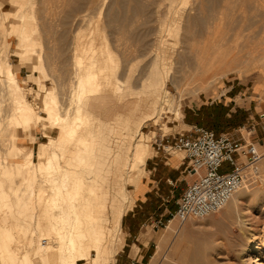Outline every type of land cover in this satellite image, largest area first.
I'll return each mask as SVG.
<instances>
[{"label": "bare ground", "instance_id": "obj_1", "mask_svg": "<svg viewBox=\"0 0 264 264\" xmlns=\"http://www.w3.org/2000/svg\"><path fill=\"white\" fill-rule=\"evenodd\" d=\"M171 2L175 3L174 0ZM11 3L17 8L16 13L9 8ZM198 5L193 6L192 9L202 8L200 11L205 9L204 2ZM191 11L183 12L174 27L169 23L164 30L180 35L183 49L178 50L176 59L184 63L194 60L193 58L198 61L197 63L195 60L192 61L193 65L198 63L200 65L197 67L194 65L196 68L194 67L193 70L191 66L188 68L185 64L182 69L187 72L191 68L195 73L194 76L201 79V86L196 84V87L191 88L194 91L197 88L198 92H201L208 90L215 80L211 78L207 80L211 76H208L209 72L212 73L213 78H219L233 70L232 65L236 55L232 51H227L228 49L219 42L218 24L214 16L204 13L206 16L203 20H199L197 14L192 15ZM200 11L199 13H202ZM14 15L20 16L22 21L13 19L12 26L9 28L6 26V20ZM0 17V32L15 34L19 38L20 43L14 48L13 54L19 56L21 61L32 59L35 55L39 56V62L34 65V68L41 72L44 78L48 77L50 74L45 63V55L40 49L43 40L37 35L35 0H0ZM99 21H101L100 16L95 21L90 20L88 37L83 36L85 32L76 35L72 51L73 69H71L76 75L70 84L72 87L74 82L73 88L68 87L71 89V94L70 96L69 93L67 94L70 99L67 97L69 103L66 102L65 107H62L64 99L60 98L59 88L57 86L49 88L39 77V88L44 92L45 113L39 112L27 97L26 86L20 82V74L14 68L12 57L7 53L8 48L4 47L5 52L2 50L4 53H0V76L5 74L1 78L4 87L0 84L5 88L4 91L0 90V264H108L114 260L119 246L124 241L122 220L128 208H132L135 203V197L128 190L127 185L139 180L140 176L146 173V163L153 153V145L143 127L132 130L117 123L114 125L127 134L124 137H122L123 134L115 137L119 147L116 150L117 154L111 159L113 149L102 139V127L107 120L92 111L88 103L92 95L101 93H113L120 101L131 97H152V94H155L152 98L154 110L145 116L143 126L150 119L160 121L174 104L171 90L167 87L172 71L170 66L160 67L161 55L158 51V55L152 62L155 68L152 70L153 75H142L144 77L140 79L139 85L134 84V81L131 83L127 73L129 66L124 72L125 62L122 64L120 58H123L118 57L119 54H116L114 45L109 44V37L102 31ZM0 37L3 39V35ZM159 38H161L160 43L165 41L163 35ZM254 41L249 42L251 51L255 49ZM1 43L3 45L4 42ZM187 63L191 65V62ZM180 71L177 70V73L180 74ZM185 82L188 83V81ZM194 82L191 84L195 85L196 82ZM181 85L183 86L182 83ZM136 87H140L142 91L139 89L136 91ZM179 92H181L180 98L187 94V91ZM5 94L10 96L12 101L7 120L3 117ZM181 114V110L176 109V118H180ZM39 124L45 127H57L58 132L56 135L49 134V139L41 141L39 149L35 150L32 145L36 140L33 129ZM182 124L188 126L183 122ZM7 126L12 128L11 134L15 141L20 138L19 128L26 132L24 144L17 145L16 153L19 159L14 161H10L2 150L3 143L7 139L4 136ZM172 127L164 123L166 132ZM129 138L132 141L129 142ZM35 154L38 156L37 160ZM110 161L117 164L122 175L121 183L104 194V201L108 199L113 201L111 214L107 215L102 213L103 205L97 201L98 191L88 180L93 177L97 165ZM125 169H127L126 173ZM12 174L20 178H11ZM243 185L244 183L226 205L217 211L232 210L234 204L238 209L242 201L240 193L244 191L243 188L245 189ZM227 214L234 222L237 221V232L242 236L247 235L252 226L234 213L230 214L228 211ZM260 244L259 236L246 241L238 253L239 264L251 258L256 264H264V258L259 253ZM163 256H165V249L159 247L152 258V264L157 263Z\"/></svg>", "mask_w": 264, "mask_h": 264}, {"label": "rangeland", "instance_id": "obj_2", "mask_svg": "<svg viewBox=\"0 0 264 264\" xmlns=\"http://www.w3.org/2000/svg\"><path fill=\"white\" fill-rule=\"evenodd\" d=\"M169 1L35 0L38 22L37 35L43 40L40 49L44 52L45 63L48 66L49 73H51L48 77H43L45 80L42 77L32 76L25 80L26 83L21 79L20 82L26 86L27 97L39 112L45 113L43 104L44 92L39 88L40 80L46 82L49 88L55 86L59 88L61 92L60 98L64 99L62 107H65L70 99L67 94L69 93L68 95L70 96L74 82L71 85L72 87H70V84L74 81L72 79L76 75L71 70L73 69L72 51L76 35H81L85 32L86 34L83 33V36L88 37L87 32H89L90 20L95 21L98 16L101 17L99 22H101L102 31L109 37V44L111 46L114 45L115 47L113 46V48L116 54H119L118 57L121 56L123 58H120L122 64L125 62L123 64L124 72L129 66L127 73L131 83L134 81V84L139 85L140 79L144 77L142 75H153L152 70H155V68L152 62L159 51V55L162 57L159 58L160 67H171L172 75L167 81V87L171 90L174 104L170 110H167L160 121L150 119L143 126L146 135L150 137V143L153 145V153L147 160L146 173L140 176L141 179L130 182L127 185L128 190L135 197V203L132 208H128L122 220V235L125 238V243L119 246L114 260L108 264H152V258L159 247L165 249V256L161 257L155 264H239L238 253L242 248L241 246L256 236L261 238L259 253L264 258V156L258 167L248 171L246 174L243 185L245 189L243 188L244 191L240 193V199L243 203L240 201V206L237 204L239 206L238 209H236V204H234L233 208L231 207L232 210L222 209V211L214 212L207 217H189L184 221L172 218L167 227L158 226L155 223V220L163 215L160 214L162 211L167 213L164 216H170V212L177 206L178 198L185 190L183 184L186 183L188 185L189 182L194 181L198 177V174L188 168V159L185 157L186 151L184 149L175 147L165 149L163 144L167 143V137H172L181 131L191 129L193 127L191 124L200 116L197 113L199 108L200 110L201 108L214 110V114L205 113L202 125L214 128L219 132L231 133L235 137L255 140L264 153V132L259 126L261 115L264 116V0H203L204 8L206 10L209 9L208 11L203 9L205 12L200 11L202 8L192 9L198 3L199 5L203 4L202 0H174V4L172 3L173 1ZM11 4H9V8L16 13L17 8ZM188 10H192V15L197 14L196 16L199 20H203L207 13L214 16L218 24L217 35L219 42L228 49L227 51H232L236 55L233 62L235 66L232 65L233 70L219 78H213L212 73L209 72L208 76H211L207 80H215L211 83L208 90L201 92H198L197 88L195 89L196 91L191 89L196 87V84L201 86V79L194 76V71L192 72L193 68L199 65L198 63L194 64V66L192 61L194 62L195 60L196 63L198 61L193 58L194 60L187 61L191 62V65H188L190 63H184L176 59V55L179 53L178 50L183 49L180 35L164 30L165 27L169 26V23L174 27L178 23L181 14ZM199 11L202 13H199ZM18 17L20 16H11L10 19L6 20V26L11 28L13 19L22 21L21 17ZM160 33L165 38V41L161 43ZM0 34V36L3 35V39L0 37V42H4L3 45L2 43L0 44V47L2 46L0 53L8 48L7 53L10 54L12 60L19 62L20 57L13 55V50L18 45L19 38L17 35L8 32L6 34L0 32ZM252 41H254L255 48L252 49V51L254 50L253 52L249 46V42L251 43ZM145 42L146 45L150 43L147 45L148 48ZM149 49L151 50L149 51ZM139 54L140 56H138ZM172 55H174L173 58ZM172 63L173 65H171ZM184 64L188 68L191 66L192 70L190 68L189 71L185 72L182 69ZM179 65H182L180 66L181 68ZM177 70L178 72L181 70L180 74L177 73ZM29 72H31V68L28 65L22 66L19 71L20 77ZM36 74L40 75V72H36ZM1 76L0 84H3L2 86L4 87V82L2 83L3 79L1 78L5 74ZM187 78L190 79L187 80ZM184 80L188 81V83ZM189 80H191L190 83ZM194 81L197 82L195 83ZM193 82L195 85L191 84ZM185 83L187 84L185 85ZM3 87L0 90L4 91L5 88ZM68 87L71 89H68ZM182 87L184 88L182 89ZM137 89L142 91L140 87H136L135 90L138 91ZM184 89L186 90L184 91ZM228 89L230 90L228 91ZM181 90L183 92L187 91L183 98H180L181 92L179 91ZM190 90L192 91L190 92ZM223 93L227 101L231 97L235 99L232 100L233 103L237 102L239 105L235 108L236 110L230 111L233 104L223 105L221 101L219 104L216 102L210 103L213 98L221 97ZM5 96L3 117L6 119L12 108V101L10 96L8 97L7 95V98ZM154 97L155 94H152V98ZM177 98L179 99L177 100ZM176 109L181 110L180 118H176ZM228 111H230V115L227 114ZM247 117L249 119H245ZM182 122L188 126L183 125ZM164 123L173 126L172 129L166 132ZM113 124L117 125L116 123ZM56 128L54 126L45 127L43 124L35 127L33 129L36 135L35 148L39 147L40 141L48 140L49 134L56 135L58 132V128ZM111 129L114 130V132L109 133V141L113 148L111 159H113L119 147L115 137L122 134V137H124L127 133L117 127ZM22 130V128H19L20 138L25 140L26 132ZM106 130L107 132L110 131L109 129ZM11 133L12 128L10 129L7 126L4 131L5 139H7L3 143L2 150L10 161H14L19 159V155L16 153L19 138L15 141ZM128 141L130 142L132 139L129 138ZM168 156L173 160L176 159L175 163L186 161L187 169L180 173V169L174 168L173 165L167 164L165 166L166 162L162 158L166 159L165 157ZM35 159L37 160L38 156H35ZM155 166L156 169L150 172L148 168L152 169ZM126 171L127 169L124 172L126 173ZM146 176L148 179L151 177L150 179H153L151 183L155 182V185L149 199L141 200L138 197V191L141 181ZM171 176L174 179L179 176L180 179L176 186L168 183L167 178ZM17 177V175H11V178ZM22 186L24 185L22 184ZM97 201L103 205L102 213L110 215L113 201L111 199L106 201L97 199ZM228 211L239 218H244L245 223L252 226L247 235L242 236V234L237 232L238 223L230 219L227 214ZM109 223L110 225L112 224L111 216ZM142 228L143 235H146L149 231L155 235L153 242L145 249L142 248L145 245L142 237L140 238L139 236ZM145 243H149V240H146ZM93 255L95 256V252H93ZM245 260H243V264H256L252 258Z\"/></svg>", "mask_w": 264, "mask_h": 264}, {"label": "built area", "instance_id": "obj_3", "mask_svg": "<svg viewBox=\"0 0 264 264\" xmlns=\"http://www.w3.org/2000/svg\"><path fill=\"white\" fill-rule=\"evenodd\" d=\"M259 126L264 132L262 115ZM166 142L165 149L186 151L188 168L198 177L187 185L170 216L155 220L158 226L167 227L172 218L184 221L189 217H207L224 207L245 182L248 171L256 169L264 156L255 140L216 133L203 126L169 136Z\"/></svg>", "mask_w": 264, "mask_h": 264}, {"label": "crops", "instance_id": "obj_4", "mask_svg": "<svg viewBox=\"0 0 264 264\" xmlns=\"http://www.w3.org/2000/svg\"><path fill=\"white\" fill-rule=\"evenodd\" d=\"M19 43L20 42L18 40V44ZM13 55H15V54H13ZM15 56H17V55H15ZM17 57H19V56H17ZM38 59H39V56L35 55V56H33L32 59H29L26 61H21V58H19V62L13 61L14 68L18 72L21 70V67L24 65H28L31 68V72L20 77V79L23 82L26 83L25 80H27L28 78H31L32 76L43 78L42 73L40 72V75L36 74V72H39V71L35 70V68H34V65L39 62ZM47 86H48V84H47ZM229 90L230 89H228V91ZM224 96L225 95L223 93L221 95V97L213 98V100L210 101V103L216 102L217 104H219V102L221 101L223 103V105L233 104V107L230 109V111L236 110L235 108H237V106H239V105L237 102L233 103L232 100H235V99L233 97H231L230 100L227 101L226 100L227 98H225ZM88 106L92 111L98 113L105 120H107L104 122L103 127H102V132H103L102 139L105 141V143H107L108 145L111 146V143L109 141L110 140L109 133L114 132V130H112L111 128L116 127L112 123H116V124L118 123V124H121L123 126H127L128 128H130L132 130H137L140 127H143V121H144L145 116L149 113H152L154 110V101H153L152 97H131V98H128L124 101H120L113 93H101V94L92 95L90 100H89ZM230 111L227 112L228 115L231 114ZM206 112H208V113L210 112L211 114H214L213 109L208 110V109L201 108V110H200V108H199L197 113H199L200 116L197 117L198 119L194 120L195 122L192 123L191 126L207 127V126L202 125L203 124L202 123L203 116L205 115ZM244 115H245V113H244ZM112 118H114V119H112ZM245 119H249V117H247ZM108 121H111L112 123H110ZM207 128L215 130L214 128H211V127H207ZM106 129H109L110 131L107 132ZM215 131H216V133H221L217 130H215ZM35 141L32 143V145H33L35 150H38L39 147L37 149L35 148ZM18 143L23 145L24 140L19 138ZM40 143H41V141L39 142V146H40ZM35 156H37V155L35 154ZM165 158L166 159L162 158V160H164L166 162L165 166H167V164L173 165L174 168L180 169V173L184 172L187 169V165H186L187 162L186 161H183V162L179 161V162L175 163L176 159L173 160L169 156L165 157ZM148 169L150 172H152L153 170L156 169V166L153 167L152 169L151 168H148ZM121 175H122V172H121V170H119L117 168V164L110 161V162L105 163V164L97 165L95 167V173H94L93 177L91 179H89L88 182L93 187H95V189L98 191V194H99L98 199L100 201H104V194L106 193V191L111 190L114 186L121 183ZM150 178L148 179L146 176L141 181V185H140V188L138 191V197L141 200H148L149 199L150 193L152 192L153 186L155 185V182L151 183V181H153V179H150ZM139 179H141V178H139ZM167 179H168V183L170 185L176 186L177 182L180 178H179V176H176V179H174V177L171 176ZM183 187L184 188L187 187L186 183L183 184ZM160 214L165 215L167 213H166V211H162ZM143 228L141 229L139 236H140V238L142 237V241L145 245L142 248L145 249V248H148L149 245L153 242V240L155 239V235H153L150 231L146 235H143ZM150 233H151V235H150ZM146 240H149V243H145ZM124 243H125V238H124L123 245H124Z\"/></svg>", "mask_w": 264, "mask_h": 264}]
</instances>
